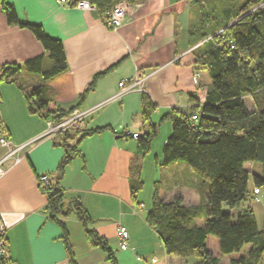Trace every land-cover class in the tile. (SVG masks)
<instances>
[{
    "label": "crops",
    "instance_id": "1",
    "mask_svg": "<svg viewBox=\"0 0 264 264\" xmlns=\"http://www.w3.org/2000/svg\"><path fill=\"white\" fill-rule=\"evenodd\" d=\"M8 2L21 21L41 25L49 37L63 43L75 99L61 103L62 110L102 106L89 117L85 129L100 132L82 142L80 154L61 176L64 139L43 138L47 121L29 112L25 93L16 84L0 85V122L5 127L0 128V141L6 138L14 148L29 146L21 162L8 161V172L0 181V213L11 263L70 264L64 229L46 212L48 197L39 187V178L48 175L68 201L82 203L91 220L88 229L106 241L117 264H153V260L184 264L186 260L166 254L147 223L152 206L146 209L140 201L143 191L134 197L132 188L138 173L142 179L149 168L168 171L170 185L165 191L160 187V198L170 202L181 197L187 206L201 204L203 184L195 173L186 164L162 165L163 148L172 135L171 122L163 119L174 111L191 114L206 102L212 80L199 64V47L204 43L200 25L204 14L210 15L214 8L208 0H135L138 7L122 27L113 30L97 9L81 12L58 0ZM44 55L30 31L8 24L0 2V68ZM136 76L146 79L144 90L117 97L119 84ZM145 100L154 107L146 125ZM254 110L253 105L249 111ZM151 124L158 126V132L145 151L141 139L124 136L129 130L142 138ZM7 152L0 143V160ZM58 220L66 226L76 264H111L107 254L91 246L76 214ZM120 224L130 234L127 251L121 249ZM207 248L223 261L218 241L209 238Z\"/></svg>",
    "mask_w": 264,
    "mask_h": 264
},
{
    "label": "trees",
    "instance_id": "2",
    "mask_svg": "<svg viewBox=\"0 0 264 264\" xmlns=\"http://www.w3.org/2000/svg\"><path fill=\"white\" fill-rule=\"evenodd\" d=\"M87 1L104 16L125 0ZM210 15L201 20L202 41L199 61L212 84L206 102L187 114L174 111L165 116L172 124V135L163 148V163L186 164L202 181L199 206L185 205L181 197L164 202L156 189L147 223L158 234L166 254L187 260L195 257L198 264H223L207 248L209 238L219 243L221 256L236 255L230 264H264V227L259 229L254 211L246 204L255 201V190H264V0H217ZM1 10L10 26L30 31L41 43L44 56L23 65L0 68V85L16 84L25 93L29 112L46 121H61L75 109L63 111L61 103L75 99L74 81L68 71L63 43L49 37L43 27L21 21L8 0H0ZM136 4L135 0H126ZM92 88L89 89V91ZM245 98H250V112ZM154 107L145 100L143 123L151 121ZM197 117V121L193 120ZM0 128L5 130L2 122ZM97 132L72 131L57 136L63 138L66 155L58 171L65 169L79 152L82 142ZM158 132L151 124L147 134L138 140L147 150ZM247 164H260L261 174H252ZM253 177L254 190L249 189ZM144 189L140 173L133 184V196ZM48 197L46 212L64 229V243L70 264H76L69 234L64 223L76 214L84 224L91 246L100 248L111 264H117L106 241L88 229L90 218L79 200L68 201L58 186L43 191ZM227 206L230 212L225 213Z\"/></svg>",
    "mask_w": 264,
    "mask_h": 264
},
{
    "label": "built area",
    "instance_id": "3",
    "mask_svg": "<svg viewBox=\"0 0 264 264\" xmlns=\"http://www.w3.org/2000/svg\"><path fill=\"white\" fill-rule=\"evenodd\" d=\"M58 3L62 6H66L68 8H74L81 12H92L96 8L92 6L87 1H76V0H58ZM138 6L135 4H131L129 2H121L115 5L111 10L107 13L106 19L107 24L113 30H117L123 26L126 22L127 18L134 12V10ZM146 79L141 78L140 76H136L134 79L129 81H122L119 84V94L117 97H122L125 94L135 92V91H143L144 83ZM200 76L196 74L193 77L194 84H199ZM102 106L95 107L92 109H75L69 116L64 118L61 121H48L47 122V130L45 134H43V138H56L59 135L66 134L72 131H84L86 129L87 120L89 117L95 113ZM193 120L196 122L197 117H194ZM124 136L132 138L134 140H138L139 135L133 134L129 130H124ZM1 145L4 148H7L8 152L4 156L2 160H0V181L5 177L8 172L7 163L10 160H15L16 163L22 161L21 154L27 151L29 146H24L22 148H14L9 140L6 138H2L0 141ZM51 177L48 175H42L39 178V187L42 191L46 190L51 185ZM261 192L259 190H255L254 197L255 201L259 202V196ZM118 237L121 244V249L123 251H127L129 248V240L130 234L128 229L120 224L117 228ZM7 231L6 227L2 220V215L0 213V264H13L9 258L8 254V242H7ZM153 264H158L157 260L152 261Z\"/></svg>",
    "mask_w": 264,
    "mask_h": 264
},
{
    "label": "rangeland",
    "instance_id": "4",
    "mask_svg": "<svg viewBox=\"0 0 264 264\" xmlns=\"http://www.w3.org/2000/svg\"><path fill=\"white\" fill-rule=\"evenodd\" d=\"M245 0H239L237 2V5L242 4ZM208 4L210 7H214L218 4L217 0H208ZM245 103L248 107L249 110L253 108V102L250 98L245 99ZM262 166L260 164L254 165H247V170L252 174H261L262 171ZM168 174L169 172L165 173L164 171H155L154 168H149L145 170L144 177L142 178V181L144 182V190L140 195V201L145 205L146 209H150L152 206V201H153V196L155 194L156 189H161L165 191L167 189V186L170 185V182L167 180L168 179ZM249 189L251 191L254 190V182H253V177H250V183H249ZM255 192V191H254ZM254 195V193H253ZM259 202L252 201L249 204H246L244 207H251L252 210L254 211L259 229H263L264 227V190H261V195L259 196ZM223 211L225 213L230 212V209L227 206L223 207ZM211 240L216 239L211 238ZM209 248L214 251L213 244H209ZM236 256V255H235ZM222 263L223 264H230V259L226 258L227 256H224ZM237 257V256H236ZM184 264H198V260L195 257L188 258Z\"/></svg>",
    "mask_w": 264,
    "mask_h": 264
}]
</instances>
